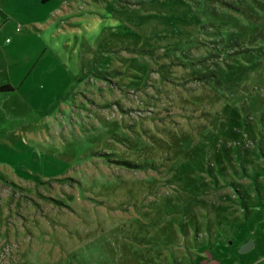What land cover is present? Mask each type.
I'll return each instance as SVG.
<instances>
[{
    "label": "rangeland",
    "instance_id": "obj_1",
    "mask_svg": "<svg viewBox=\"0 0 264 264\" xmlns=\"http://www.w3.org/2000/svg\"><path fill=\"white\" fill-rule=\"evenodd\" d=\"M0 2V264H264V0Z\"/></svg>",
    "mask_w": 264,
    "mask_h": 264
},
{
    "label": "crops",
    "instance_id": "obj_2",
    "mask_svg": "<svg viewBox=\"0 0 264 264\" xmlns=\"http://www.w3.org/2000/svg\"><path fill=\"white\" fill-rule=\"evenodd\" d=\"M2 5H3V2H0V9H2ZM3 21V20H1ZM1 32V31H0ZM218 247L214 248L213 250H217ZM204 253L203 252H199L196 254V256H198L199 259H197L200 264H214L213 262H209L207 261V257H204ZM196 259H194L192 262H190L189 264H198V261Z\"/></svg>",
    "mask_w": 264,
    "mask_h": 264
},
{
    "label": "trees",
    "instance_id": "obj_3",
    "mask_svg": "<svg viewBox=\"0 0 264 264\" xmlns=\"http://www.w3.org/2000/svg\"><path fill=\"white\" fill-rule=\"evenodd\" d=\"M12 89L13 87L8 83L0 85V91H6V90H12Z\"/></svg>",
    "mask_w": 264,
    "mask_h": 264
},
{
    "label": "water",
    "instance_id": "obj_4",
    "mask_svg": "<svg viewBox=\"0 0 264 264\" xmlns=\"http://www.w3.org/2000/svg\"><path fill=\"white\" fill-rule=\"evenodd\" d=\"M249 247H250V243L245 242V243H243V244L240 245L238 251H245V250H247Z\"/></svg>",
    "mask_w": 264,
    "mask_h": 264
}]
</instances>
